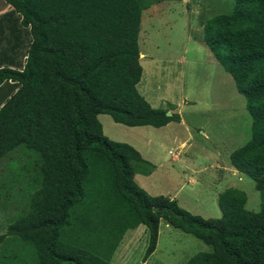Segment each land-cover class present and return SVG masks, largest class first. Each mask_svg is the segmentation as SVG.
<instances>
[{
  "label": "trees",
  "instance_id": "trees-1",
  "mask_svg": "<svg viewBox=\"0 0 264 264\" xmlns=\"http://www.w3.org/2000/svg\"><path fill=\"white\" fill-rule=\"evenodd\" d=\"M4 1L12 9L0 16V164L28 155L23 178L36 189L0 235L7 248L19 245L7 264H115L124 235L140 225L148 230L146 261L162 219L211 247L185 264H264V0H233L231 12L203 28L204 43L246 98L252 135L230 160L261 197L252 211L244 190L226 188L220 218L140 187L136 171L150 163L106 136L99 119L154 127L180 120L173 106L153 107L138 89L143 12L161 0Z\"/></svg>",
  "mask_w": 264,
  "mask_h": 264
},
{
  "label": "rangeland",
  "instance_id": "rangeland-1",
  "mask_svg": "<svg viewBox=\"0 0 264 264\" xmlns=\"http://www.w3.org/2000/svg\"><path fill=\"white\" fill-rule=\"evenodd\" d=\"M4 2L0 0V8ZM233 5V0H161L143 12L139 44L144 71L138 89L153 107L173 106L171 110L179 113V121L164 127L127 126L115 122L110 114L99 115L106 136L133 145L150 163L136 171L140 187L150 195L176 199L181 207L205 218L222 216L218 194L230 187L247 193L249 210L261 209L255 181L248 175L235 174L230 160V154L252 135L253 120L246 98L203 41L206 20L231 12ZM28 157L15 154L9 161L11 167L1 164L0 235L7 233L36 190L28 188L23 178L24 167L30 164ZM9 191L13 194L8 197ZM5 241H0V264H7L4 256L18 253L16 241L8 248ZM148 243L145 225L129 229L112 261L185 264L198 252L211 250L203 240L164 219L157 248L144 261ZM30 252L33 254L32 248Z\"/></svg>",
  "mask_w": 264,
  "mask_h": 264
},
{
  "label": "crops",
  "instance_id": "crops-1",
  "mask_svg": "<svg viewBox=\"0 0 264 264\" xmlns=\"http://www.w3.org/2000/svg\"><path fill=\"white\" fill-rule=\"evenodd\" d=\"M4 3H5V5H4ZM3 3V6H2V8H0V16L1 15H3L5 12H7V11H9V10H11L12 9V7L10 6V5H8L6 2H4ZM8 6H10V8L8 9ZM7 7V8H6ZM3 28L0 26V32H1V30H2ZM4 29H5V27H4ZM145 58V57H144ZM0 102H1V96H0ZM170 123H172V122H170ZM169 123V124H170ZM169 124H167V125H169ZM167 125H165V126H167ZM164 127V126H163ZM185 144V142H183L182 143V145H184ZM0 168H1V164H0ZM234 168V172H235V174L236 173H241V172H239L235 167H233ZM7 170V169H6ZM6 170H4V172L6 171ZM241 174H243V173H241ZM240 178V180L242 181V180H244L243 179V177H239Z\"/></svg>",
  "mask_w": 264,
  "mask_h": 264
},
{
  "label": "water",
  "instance_id": "water-1",
  "mask_svg": "<svg viewBox=\"0 0 264 264\" xmlns=\"http://www.w3.org/2000/svg\"><path fill=\"white\" fill-rule=\"evenodd\" d=\"M169 115H171V112H168Z\"/></svg>",
  "mask_w": 264,
  "mask_h": 264
},
{
  "label": "clouds",
  "instance_id": "clouds-1",
  "mask_svg": "<svg viewBox=\"0 0 264 264\" xmlns=\"http://www.w3.org/2000/svg\"><path fill=\"white\" fill-rule=\"evenodd\" d=\"M141 56H142V54H141ZM141 56H140V57H141Z\"/></svg>",
  "mask_w": 264,
  "mask_h": 264
}]
</instances>
